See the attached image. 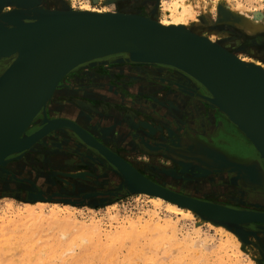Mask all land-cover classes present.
Masks as SVG:
<instances>
[{
	"label": "rangeland",
	"instance_id": "rangeland-1",
	"mask_svg": "<svg viewBox=\"0 0 264 264\" xmlns=\"http://www.w3.org/2000/svg\"><path fill=\"white\" fill-rule=\"evenodd\" d=\"M44 1H46V3L41 4L43 5L44 8L55 9V7L57 6L55 5V3L53 4L50 0H44ZM59 1L65 4V2H67L68 0H59ZM69 1L72 2L71 6L74 8H78L83 3H89L91 6L97 9H107L109 7L110 9L130 12L129 10L131 9H135V8L139 10L142 9L145 6V1L150 2L152 0L149 1L148 0H114L115 2L113 1L112 3L114 6L112 4L110 6L107 3L102 2L101 0H96V1L69 0ZM154 1H155L154 3L155 5L153 4L154 10L150 13V15H152V13L155 12V13H159V18L167 16L165 10H163L162 8V0L161 2L160 0H154ZM191 1L194 3L195 12L197 11L196 15L198 17L196 21L193 20L191 21V28L194 31H197V33L205 34L210 38L212 37L211 38L212 40L229 48V50L231 51L235 50L233 52L236 53L237 55H240V57H244L247 59L249 58L252 60H260L264 62L263 61L264 60V0L219 1L220 3L218 2L216 7L214 6L215 4L214 0H191ZM196 1L198 3H196ZM236 1H238L240 4H238V2ZM253 10L259 11V12L256 11L255 19H258L259 24L262 23V25L258 26L255 30L254 29L250 30L249 28L246 27V25L237 22L238 20H236L235 16H241L240 15L241 11L245 14L246 13L248 14V12L250 11L249 12L250 14L252 13ZM223 11H227V14H229L226 15V18H224L222 15L223 13L224 14L226 13ZM245 29L248 30L245 31ZM122 63L105 61V63L101 62V63H96L97 65L96 64L89 65L88 66L89 69H93L91 71L88 69V67L85 68L87 70L79 69L72 71L74 73L73 76H71L68 79L66 78L67 81H65L64 79L62 80L65 81V84L67 83L66 86L68 87V89L64 93L59 92L57 95H55V97H57L59 101L65 102L67 104H75L76 106H79L78 103L81 102L87 101L91 103L93 106L91 108H88L86 111L84 110L86 112V116L97 117L98 119H101V125H103V126H98V129L96 128L95 130L91 131L92 133L95 134V137L99 140L101 139L100 141L103 144H105L109 149H111L113 152H115L122 158L124 157L125 160L130 161L132 162V164L140 167L144 172L147 171L146 173L150 177L153 178L155 177L154 178L155 181H160L163 183L165 181H162L163 180L162 178H164L167 181L164 183V185L169 187L168 181L170 179L169 177L166 178L164 177L165 173H163V169L179 170V166H178L179 163L174 160V155L171 156L170 154H168L167 152L169 151L162 149L163 147L161 146L157 148L156 147L147 148V147H142L139 144V142L142 143V141H144L147 146L150 145L151 142H153L160 144H168L171 145V147H176L170 142L166 141L167 137L165 136L168 133L169 126L171 125L181 134L183 132V129L185 128V124L187 123L179 120H177L178 123H174L175 119L172 117L171 119H169L168 115H166V113L163 112V108L161 106H158L160 104L155 101L156 99L153 96L155 97L157 96L160 99H165L169 97L172 100H175L177 98L178 100L180 101L182 100L184 102L182 103L181 101L180 104H187L186 101L189 98L187 99L185 98L186 100H184L183 95L180 94V92H176V89H174L175 94L174 92L171 91L173 90L172 87H170L171 85H169L168 83L162 84L158 80V77L169 79L170 78L168 77L169 74L167 75L165 71L169 70V73L170 72L175 73L176 69H173L171 67H170L171 69L169 68L165 69L166 67L162 66L161 68H158L159 75L155 74L154 76L153 74H149L150 71L149 72L144 71L145 75H142L143 77H141V73L138 71L136 67L133 68L132 65H128L125 62ZM91 73L92 76H89L91 75ZM131 75H135L134 77L136 78H132ZM138 76L141 77L139 79L143 81L140 82V85L143 83L142 84L143 87H141V89L133 88L135 85V82L133 81L134 79H137ZM155 84H157L156 89H149L150 87H153ZM113 94L117 95L116 99H110V97H112ZM174 95H176V97H174ZM197 98L198 96L196 95L194 99ZM198 99L202 101V99L200 98ZM195 107H198L201 112L207 113V111L205 110L204 112L203 109L204 108L209 109L210 105L207 103L204 106V108L201 109L202 107H200L197 103H194L193 108ZM122 108H130L134 111V114L137 115H135L133 120H131L127 116L123 115L124 113L121 110ZM188 108L190 110L188 112H190L192 116L191 118L194 121L197 119V125H198L203 115H201V112H199V115L196 116V114L192 112L193 108L191 106H188ZM149 117L153 118L154 121H156L157 123H161V125L163 126L162 130L160 132H157L155 137H152L151 136L152 134H148V132L145 129H143L142 126H139L140 124H138L139 118L146 119ZM225 120L227 119L226 118L223 119V125L231 132L235 131L239 133L238 138L242 140L246 145L251 146L250 142L246 139V137L241 134L242 132L239 131L231 122ZM40 123L41 121L39 118L38 121L34 122L35 126L34 124L31 125L32 128L28 132L31 133V130L32 132L35 131L39 127ZM83 127L85 129H88V127L84 125ZM217 131L218 129L212 133L216 134ZM101 132L104 135L100 136ZM112 133L114 134V136L112 135ZM133 133L136 140L131 136ZM162 136L165 138L164 139L158 138ZM118 137L120 139H118ZM201 139L207 143H210L208 142L209 139L208 140H205L203 138ZM33 147L21 156H18V154H14L7 157L9 162L12 161L17 163L15 166L7 168L5 165L0 164V217L7 216V214L10 213L12 215L14 214V211H24L25 205L33 204L34 206L35 205L37 206L38 204H40V202H44L43 211L45 214H47L48 212L50 213L52 208L59 210L58 207L56 208V206L58 205L61 207L70 206L71 216L75 218L78 225L90 226L93 224L95 225L97 224L99 226V229L101 230L100 232L101 238L98 237L95 233L93 234L90 233V235L88 234V236L91 238V240H89L90 243L88 242L89 244L88 249L87 248L82 249L79 246H76L75 249L73 250V253L72 252H69V254L67 253L65 255V257L66 256L67 257L66 258L63 257L64 259H56L54 257L53 251L52 252L50 251L51 246H49V244H47L46 246L37 245L38 248H41V250L38 249L39 260H36L38 261L36 262L32 260L28 261V259H26L28 257L27 256L28 252L26 251L23 242L17 240L18 238L17 236H13V238L11 239L12 241L8 243V246L6 248L7 250H5L2 254V256L4 254L6 255L3 256L4 258H2V260H0V264L2 263L17 264L16 261L18 262V264H24V263L47 264V262L48 264H92L91 262H94L93 264H107V260L110 264H114V263L142 264L143 261L144 264H160L161 260H165L167 264H175V263L187 264L188 262L189 264H192V262H194L193 264H264V223L254 222L245 225L244 227L245 231L249 232L246 236V239H240L241 237H238L239 235L237 236L235 234L236 232L233 229L230 230V228L228 227L229 228L228 230L226 228V231L231 232L232 235L234 236L236 240L235 242L225 233H221L220 231H218L216 225L212 224L213 222L210 223L207 221H201L199 218H195V217H185L182 215L175 216L176 214H173L166 209L165 204H162L161 207H156L150 200V198L153 197L152 195L129 191L124 186L122 180H120V177L113 171L114 167H112L108 162L102 159V157L98 155L95 149H92L91 147L80 141L73 134H69V133L67 134L64 131L57 129L51 132L50 134H48L47 137L45 136L44 138H42ZM222 148L226 149L231 153H236V154L240 149V147L237 146H233V148L231 147V149L224 147ZM241 148L243 147L241 146ZM35 158L36 160H34ZM71 159L72 161L68 162V160ZM75 161H77V163H75ZM81 172L84 173L83 177L73 176L74 173H81ZM221 172H223L221 176H223V179H225V181L223 183L222 182L218 183L219 186L223 185V187H226L227 185L229 187L234 188V186H232L231 183L227 182L228 174L226 173V171L223 170ZM160 173H162V175ZM197 177H202V176H197ZM186 181L188 183H191V181H195V180H193L192 178V179H186ZM171 182L174 183V186L183 187V186L175 185V184H181L176 179L171 180ZM187 189L188 190L185 189L186 192L192 193L189 192L190 190L189 188ZM237 189L241 190V192H245L247 187L241 182V185H239V188ZM224 191L223 193H215V194H211V193L206 194V192H204L201 193V195L199 194L200 196L197 194V196H199V198L198 197L197 198L207 201L212 199H213L212 201H214L216 199L222 202H227V203L229 202L231 205H235L236 207L242 208L244 210H252L249 209V207L258 208L260 206L258 204H252L251 202L243 203L241 202V200H237L238 199L237 197L230 195V192L227 191L224 192ZM232 194H235V189L232 191ZM245 194H247V192H245L244 195ZM1 207L2 208L5 207V209L3 210ZM260 207L264 208L262 206ZM45 208L48 210H46ZM67 212L68 211H63L61 217L66 216L68 214ZM151 218L157 221L159 220V222L161 223L168 222L169 225H167L166 228L163 229L165 231V234L161 235L159 233H156L155 235L156 238H155V236L151 234V231H149L146 227H143L141 225L139 232L138 231L132 232L129 230L130 224L135 222L137 224L139 220H141V222L144 224L146 220H150ZM123 227H125L127 230ZM167 227H169V229ZM166 229H168V231H166ZM122 230H126L125 231L126 233L125 232L121 233ZM195 230H199V233L197 235L194 233ZM64 232L67 233V235L69 234L67 229H64ZM107 233H109L114 237L113 238L114 242L110 241L109 243V241L106 240V236L108 235ZM187 234H190L193 237L195 236L194 238L195 239L197 238V241L201 239H205V241H207L206 245H203L201 247H189L190 249L188 250L186 244L184 243V239L186 238ZM122 235L123 237H121ZM135 235L137 236L135 237ZM137 237H139V239ZM165 238H170L171 241L169 242ZM132 239H137L135 246H133L134 243H132ZM122 242L124 244H122ZM164 242L166 245L162 246ZM13 243H15L16 245ZM175 244L177 245L176 249H175ZM65 245L69 246L70 244L67 242L65 243L63 242V246ZM169 245L171 246V248L174 246L172 250L173 249L175 250L172 251L171 248H169L170 247ZM111 246H114V251L116 249L118 252L109 250L111 249L110 248ZM145 247L147 248L145 249ZM165 248H168L169 250H165ZM100 250L102 252H100ZM130 250L132 251L130 252ZM42 251L43 254L40 253ZM165 252L167 253L168 256L166 257V259H164L166 256ZM137 253H139L140 255H137ZM145 253L149 254V256ZM20 254L21 256H19ZM106 254L108 255L106 256ZM134 254H136V257L134 256ZM143 254H145L146 257H149L150 260L149 259L146 260V257L144 260ZM10 255L12 256L10 257ZM96 256L97 258H95ZM133 256L136 259H134ZM191 256L193 259L191 258ZM109 257L111 260L109 259ZM155 257L158 259H155ZM181 258H183V260ZM24 259H26V261H24ZM90 259L93 261H91ZM170 259L171 261L173 260L172 263ZM196 260H198L199 262ZM148 261H154V262L148 263Z\"/></svg>",
	"mask_w": 264,
	"mask_h": 264
},
{
	"label": "bare ground",
	"instance_id": "bare-ground-1",
	"mask_svg": "<svg viewBox=\"0 0 264 264\" xmlns=\"http://www.w3.org/2000/svg\"><path fill=\"white\" fill-rule=\"evenodd\" d=\"M0 1H1L0 2V13H7L8 11H10L12 9H16V8H23V6H21L22 4L19 3L18 0H4L3 2H2V0H0ZM29 1H32V3L35 2L36 4L39 3L40 4L39 6H42V7H43V5H41V4L46 3V1H44V0H29ZM50 1L51 2H55L56 0H53V1L50 0ZM94 1H96V0H94ZM101 1L104 2V3H107L108 5L111 6V4L113 3L114 0H101ZM219 1H228V0H214V2H215L214 6L215 7H216V5H217V3ZM251 1H253V0H251ZM67 2H68V4H67ZM67 2H65V4L63 2H61V1H59L58 3L56 2L58 5L55 7V10H70V11H75L76 10V11H80L79 13H83V14H95V15H120V13H128V14H136V15L138 14L139 16H145V17H149V18L153 19L152 20L153 22H155L156 24H158L160 26H163L165 28L176 29L177 31H181V32H184V33H189V31H191V32H193V34L196 35V37H198V38H200V39H202V40H204V41H206V42H208L210 44L218 43V42L212 40L211 39L212 37L210 38V37H208L205 34L197 33V31H194L191 28V21L192 20L193 21H196L197 18H198L197 15H196V12L197 11L195 12L194 3L191 0H164V1L162 0V8H163V10H165L167 16L160 17V18H159V13L153 12L152 15H150V13L154 10V8L147 7V6L144 7V8H146L145 10H143V8L140 9V10L135 8V9L129 10L130 12H124V11H121V10L110 9L109 7L107 9H97V8L91 6L89 3H83L78 8H74V7L71 6V3H72L71 1L68 0ZM160 2H161V0H160ZM236 2H238V1H236ZM196 3H198V2L196 1ZM238 4H240V3L238 2ZM160 6H161V4H160ZM254 7H255V5H254ZM103 8H105V7H103ZM150 9H153V10L152 11H149ZM246 10H248V9H246ZM147 11H149V14H147ZM256 11H258V10H253L252 13H250L251 15L249 14L250 11L248 12L249 15L247 13L245 14V13H243L241 11V14L240 15L242 17L241 16H235V18H236V20H238L237 22H240L241 24L246 25V27L249 28L250 30H253V29L255 30L258 26H261L262 25V23L259 24L258 19H255L256 18ZM223 12H226L225 14L224 13L222 14L223 17L226 18V15H229V14H227V11H223ZM220 17H222V16H220ZM246 30H248V29H245V31ZM189 34H191V33H189ZM83 43H86L85 45H88L89 48L87 47V50H85V53L83 55L82 60L76 66H74L70 70H68L59 79V81L56 83L55 87L52 89L51 93L49 94V96L47 98L48 100H47V104L45 106V112H44V107L42 106V101H43L44 97L38 103L37 108H36L35 112L33 113V115L12 136L11 145L9 147V150L10 149H13V148H15L17 146H20L21 144H23L29 138L28 135H30L32 133V130H31V133L28 132L32 128L31 125L34 124V122L37 119H39V116H41L40 117V121H43L44 114L45 113H46L45 115H46V119L47 120L48 119L51 120V121L52 120H60L59 127L58 128H60V130L66 132L67 134L68 133L69 134H73V135L76 134V133L78 134L81 131V129L84 128L83 127V125H84V126L88 127V129H85V128L84 129L87 130V131L89 130L90 133L95 136V134L92 133L91 131L95 130L96 128L98 129V126H103V125H101V119H98L97 117H90V116L87 117L86 116V112L85 111L88 108H91L93 106L91 103H89L87 101L86 102H81V103H78L77 102L79 106H81V107L84 108L83 109V108H81L79 106H76L75 104H67L65 102L59 101L57 99V97H55V95H57L59 92L64 93L68 89V87L66 86L67 83L65 85H63V86H66V87H62L61 82H62L63 79L65 80V78L72 71L79 70V69L87 70L85 68H87L89 65L96 64V63H101V62H104L105 63V61H112V62H117V63L125 62L128 65H132L133 68L136 67L138 69V71L141 73V77H143L142 75H145L144 71H148V72L150 71L149 74H153L155 76V74L156 75H159L158 68H161L162 66L163 67H166L165 69L170 68V65H168V64L167 65H162V64L153 63V62L152 63L151 62L150 63L149 62H142L143 60H137V61L135 60L134 61V60L130 59V57H133V55L135 53H139L141 51V49H140L139 45L136 42H134L133 40H131V39L127 38V37L121 36V35L106 34V35L92 36V37L86 38L83 41ZM225 48L228 51L232 52L234 55H236L237 57H235V58H237L239 61H241L243 64H245L255 74H257L256 71L258 69L264 75V62H262L260 60H252V59H249V58L247 59V58H244V57H240V55H237L236 53L233 52L235 50L231 51V50H229V48H227V47H225ZM13 59H14V57L13 56H10V57H6V58L0 60V75L3 73V71H5L9 67V65L12 63ZM88 69H89V67H88ZM89 70L91 71L93 69H89ZM176 71L179 72V73H177ZM166 72L167 71H165V73ZM140 73H137V74H140ZM119 74H121V73H119ZM180 74H183V76L186 75L184 77L185 78L188 77L189 79H183V78H181V75ZM257 75H258L259 79L261 80L262 78L259 76V74H257ZM84 76H86V75H84ZM89 76H92V73ZM131 76H132V78H136V77H134L135 75H131ZM163 76H165V75H163ZM141 77L138 76L137 79H134L133 82H135V85H134L133 88L141 89V87H143L142 86L143 83L140 85V82H143V81H141L139 79ZM170 77H172L173 80L176 79L177 81L179 80L182 83H185V84L188 83L189 84V87L191 86L188 91H191L192 93H197V96L200 99L205 98L204 96L207 95V93H204L203 91L200 90L201 89L200 87H194L196 85H199V86H201V87L204 88V84L202 85V83L198 79H195L194 77H191L190 75L186 74V72H183L181 70H175V73L172 72L170 74ZM160 83H162V82H160ZM94 86H96V85H94ZM60 87H62V88H60ZM156 88H157V84H155L153 87H150L149 89H156ZM191 88H193V89H191ZM185 93L187 94V92H185ZM1 96H2V94H0V97ZM116 97H117V95L113 94L112 97H110V99H116ZM153 97L156 99L155 101L160 104L158 106H161L163 108V112L166 113V115H168L169 119H171V117H172V118L175 119V121L179 120V121H182V122H186L188 124V129L189 130H187L188 132H186L184 134H182V133L180 134L171 125L169 126L168 133L165 136V137H167L166 138V141L167 142H170L171 144H173L176 147H171V145H167V144H164V146H163V144H161L162 145L161 147H163L162 149H165L166 151H169L167 153L170 154L171 156L174 155V160L179 163L178 164L179 170H175V169H169V170L168 169H163V173H165L164 174V177L165 178L166 177H169V179H170L168 181L169 187H167V186L164 185V183L167 182L164 178L159 177V178H162L163 179L162 181H165L163 183L160 182V181H155L154 180L155 177L154 178L153 177H150L146 173L147 171L144 172L140 167L132 164V162H130V161H127V160L123 159L124 158L123 157L122 158L123 160H121V162H122V165L124 166L123 168L125 169V171L127 173L126 174L127 177L126 178L123 177V174H120L118 171H116L114 169H113V171L120 177V180H122V182L124 184H126V180H128V182H127L126 185H130V186H133L135 188H140V187H143L144 185H149V184L155 185L156 187L161 188V189H164V190L165 189H170V188L174 187V188H172L170 190H173V191L176 190V192L178 191V193L181 192V194H184V195L193 197L188 192H186L185 189L188 190L187 188H189L190 189L189 192H192V194L194 193L196 195L197 193H204L205 190L208 192L210 190H213L214 191V190H216V188H222V186H219L218 183H220V182L223 183L225 181V179H223V176H221V174H223V172H221V171L224 170L228 174L227 175L228 176L227 182L228 183H231L232 186H234V188L237 187V186H239V182L240 181L242 182L241 179H243L244 182L247 185L250 184V185H254V186L257 187V188H251V187L246 186L247 189H246L245 192H247V194L244 195L246 197L244 198V200H241V199H238V200H241L243 203L251 202L252 204H258V205H261V206L264 207V190H263L264 189V154H263L264 152L260 149V147L258 145L257 146H258L259 149H257L255 147L254 141L251 139V137L249 138L245 134V132L238 127V125L233 124L231 122V120L228 118V116H226V114L221 109H219L218 107H216L214 105H210V108L209 109H207V108L205 109L204 106L207 103H209V102L208 101H205L204 99H202V101H200L198 98L197 99L199 101L197 99H193L195 102L192 101V100H187L186 101L187 104H180L181 101L178 100L177 98L175 100H172L169 97H167L165 99H160L157 96L156 97L153 96ZM190 99H191V97H190ZM194 103H197L200 107H202V109L204 108V110L207 111V113H203L202 114L204 116V117L203 116L202 117H203V120H204V123H205V126L204 127L202 126L203 127V131L205 132L204 134L207 133V135H209V133L215 132L219 128L218 125L221 124L220 121H218V123H217V120L218 119H222V118L223 119L226 118L239 131L242 132L241 134L244 135L246 137V139L250 142L251 147H253L252 148L253 150L251 148H248L247 149V148H244L245 146H242L244 149L243 148H240L239 151L237 152V154L236 153H231V152L227 151L226 149H223L222 147L212 145L210 143H207V142L203 141L201 138H198L196 136V133L197 132L194 129H197V131L198 130L201 131L202 128L200 129V128L197 127V119L194 121L191 118L192 116H191L190 112H188V111H190L189 108H188V106H191L193 108ZM121 110L124 113L123 115L124 116H127L131 120H133L134 116L137 115V114H134V111L132 109H130V108H122ZM192 110H191L192 112L196 111L195 108H193ZM143 115H144V113H143ZM150 116H152V115H150ZM227 120H225V121H227ZM175 121H174V123H176ZM221 121H223V120H221ZM36 124H38V123H36ZM138 124H140L139 126H142V128L145 129L148 132V134H152L151 135L152 137H155L156 133L157 132H160L162 130V128H163V126L161 125V123H157L151 117L146 118V119L139 118L138 119ZM181 124H183V123H181ZM34 126H35V124H34ZM38 129H39V127L36 130H38ZM51 135H53V134H51ZM102 135H104V134H102V132H101L100 133V136H102ZM112 135L114 136L113 133H112ZM131 136L135 139L134 133ZM157 136H158V134H157ZM119 137H118V139H120ZM165 137L162 136V137H158V138L159 139H164ZM209 137L210 136H207V139H205V140L210 139ZM122 140H123V138H122ZM41 142H43V141H41ZM118 142H119V140H118ZM137 142H139V141H137ZM208 142H210V141H208ZM142 143L139 142V144L142 147H147L148 148V146L145 144L144 141H142ZM143 145H145V146H143ZM150 146L152 148H154L155 147V144L152 142L150 144ZM147 148H146V150H147ZM27 151H25V152H27ZM23 154H21V155H23ZM42 154H44V153H42ZM21 155H19V156H21ZM185 156H191V158L190 157H185ZM0 157H2V155ZM197 157H198V159H196ZM34 160H36V158ZM70 161H72V159L71 160H68V162H70ZM21 162H22V159H21ZM65 162H67V161H65ZM75 163H77V161H75ZM16 164L17 163L12 162V161L9 162L8 159L5 160V162L3 163V165H5L7 168L12 167V166H15ZM164 166H166V165H164ZM3 173H4V171H3ZM160 174L162 175V173H160ZM73 176H75V177H83L84 176V173L83 172H81V173H74ZM197 176H202V177H197ZM183 178H185V179H183ZM192 178L195 181H191V183L186 182V179H192ZM175 179L178 182L181 183V184H175V185H179V186H183V187L174 186V183L170 182L171 180H175ZM45 183H47V182H45ZM171 183H172V187L170 186ZM68 184H70V183H68ZM138 193H144V194L149 195V192H147V191H145V192H143V191L141 192L140 191ZM150 195H152V194H150ZM152 196L153 197H151L150 200H151V202L156 207H161L162 204H165L166 205V209L169 212H171L173 214H176L175 216L182 215V216H185V217H195V218H199L201 221H207V222H210V223L213 222L212 224L216 225V228H217L218 231H220L221 233H225L226 235H228L231 239H233L236 242V240H235L234 236L232 235V233L229 232V231H226V228L228 230L230 228V230H231V229H233V227H231L227 222H225V220H226L225 218H229V217H234V218L235 217H239L241 215V212L239 210H244V209L239 208V207H236L235 205H231L229 202L228 203L227 202H222V201H219V200H216V199L214 201H212L213 200L212 199V200H209V201L213 205L212 204H208V206L205 205V207L207 208L208 211L207 212H199L194 205L184 204V203H181L179 201H175V200H173L171 198H168V197H165V196H161V195H152ZM194 198H197V196L194 197ZM43 204H44V202H40V204H38L37 206L36 205L34 206L33 204H31V205H25V210L24 211H14V214H12V215H11V213L10 214H7L6 213L7 216H1L0 217V260H2V258H4L3 256L6 255V254H4L2 256L3 252L5 250H7L6 248L8 246V243L10 241H12L11 239L13 238V236H17L18 237L17 240L23 242L24 247H25L26 251L28 252L27 253V256L28 257L26 258V259H28V261L29 260H32V261L39 260L38 259V255H39L38 254V249L41 250V248H38L37 245L46 246L47 244H49V246H51L50 247V251L51 252L53 251L54 257L56 259H64L63 257H65V255L67 253L68 254H69V252H72L73 253V250L75 249L76 246H79L82 249H86V248L88 249V246H89L88 242H89V240H91V238L88 236V234L90 235V233L91 234L95 233L98 237L101 238V235H100L101 230L99 229V226L97 224L96 225L93 224V225H90V226H87V225H80L79 226L78 225V223L76 222L75 218L71 216V208H70V206L61 207V206H59L57 204L58 206H56V208L58 207L59 210H57L55 208H52V210L50 211V213L48 212L47 214H45L44 211H43V206H44ZM2 209L4 210L5 207L2 208ZM251 209H253V208H251ZM46 210H48V209H46ZM62 210L63 211H68L67 212L68 214L66 216L61 217V215L63 213ZM252 211L255 212V210H252ZM256 212L262 213V212H264V210L262 209V211H256ZM4 214H5V212H4ZM142 218H143V216H142ZM164 224H166V225H164ZM140 225L143 226V227H146L149 231H151V234H153V236H155L156 233H159L161 235L162 234H165V231L163 229L166 228V226L169 225V224H168V222L161 223V222H159V220L157 221V220H154V219L151 218L150 220H146L144 222V224L141 222V220H139L137 224H136V222L130 224L129 230L132 231V232H137V231L139 232L140 231V228H141ZM143 227H142V229H143ZM123 228H125V227H123ZM167 228L169 229V227H167ZM64 229H67L68 230V232H69L68 235H67V233L64 232ZM168 229H166V231H168ZM126 230H122L121 233L125 232ZM194 233L197 235L199 233V230H195ZM107 234L108 235L106 236V240L109 241V243H110V241H113L114 240L113 239L114 237L112 235H110L109 233H107ZM235 234L238 236L237 233H235ZM136 236L137 235H135V237ZM138 236H140V235H138ZM121 237H123V235ZM194 237L191 236L190 234H187L186 235V238L184 239V243L186 244V247H187L188 250L190 249L189 247H201L203 245H206V242L207 241H205V239H201V240H198L197 241V238L195 239ZM238 237H240V236H238ZM63 238H65V239H63ZM137 238L139 239V237H137ZM155 238H156V236H155ZM170 238H165V239H167L170 242L171 241ZM202 238H203V236H202ZM240 239H242V238H240ZM16 242H18V241H16ZM63 242L64 243L67 242L70 245L69 246H67V245L63 246ZM119 242H121V241H119ZM136 242H137V239H132V243H134L133 246H135V243ZM155 242H156V240H155ZM13 244H15V243H13ZM122 244H124V243L122 242ZM236 244H238V243H236ZM114 245H116V244H114ZM164 245H166L165 242L163 243L162 246H164ZM176 247H177V245L175 244V249H176ZM110 248L111 249H109V250L114 251V246H111ZM146 248L147 247H145V249ZM153 248H155V247H153ZM169 248H171V246ZM172 248H171V250H172ZM42 249H44V248H42ZM129 249H132V248H129ZM175 249H173V250H175ZM182 249H183V247H182ZM165 250H169V249L168 248H165ZM115 251H117V250L115 249ZM131 251L132 250H130V252ZM157 251H158V249H157ZM161 251H163V250H161ZM17 252H19V251H17ZM100 252H102V251L100 250ZM40 253L43 254V251L40 252ZM129 253H127V254H129ZM145 254H147V253H145ZM145 254H143L144 260H145V257H146ZM169 254H171V253H169ZM85 255H87V254H85ZM94 255H96V254H94ZM107 255L108 254H106V256ZM137 255H140V254L137 253ZM147 255L149 256V254H147ZM165 255H164L165 256L164 259H166V257H168L166 252H165ZM11 256L12 255H10V257ZM19 256H21V254ZM79 256H80V254H79ZM134 256L136 257V254H134ZM134 256H133V258H134ZM159 256H161V255H159ZM47 257H48V255H47ZM113 257H112V259H113ZM139 257H138V259H139ZM14 258H16V257H14ZM93 258H94V256H93ZM95 258H97V256ZM183 258H181V259L183 260ZM191 258H192V256H191ZM26 259H24V261H26ZM109 259H110V257H109ZM134 259H136V258H134ZM147 259L150 260L149 257H146V260ZM155 259H158V258L155 257ZM175 260H174V262H175ZM20 261H21V259H20ZM91 261H93V260H91ZM100 261H101V259H100ZM114 261H115V259H114ZM170 261H171V259H170ZM172 261H171V263H172ZM196 261H198V260H196ZM36 262H38V261H36ZM149 262H152L153 263L154 261H148V263ZM16 263L18 264L17 261H16ZM62 263H64V262H62ZM91 263L93 264L94 262H91ZM108 263L109 262L107 260V264ZM177 263H179V262H177ZM193 263L194 262H192V264ZM47 264H48V262H47ZM142 264H144V261H143ZM160 264H167V263H166L165 260H161L160 261ZM187 264H189V262Z\"/></svg>",
	"mask_w": 264,
	"mask_h": 264
},
{
	"label": "water",
	"instance_id": "water-1",
	"mask_svg": "<svg viewBox=\"0 0 264 264\" xmlns=\"http://www.w3.org/2000/svg\"><path fill=\"white\" fill-rule=\"evenodd\" d=\"M18 2L23 8L0 13V60L14 57L0 75V164L10 155L23 154L42 138L60 129V120H47L45 113L39 129L28 135L23 144L9 150L12 136L33 115L38 103L44 97L42 106L45 112L47 98L56 83L82 60L89 48L83 41L106 34L121 35L136 42L141 51L130 57L134 61L168 64L198 79L207 92L205 98H201L221 109L233 124L251 137L255 147L259 149V146L264 152V75L257 69L260 80L223 45L210 44L191 31L189 34L165 28L138 14H83L76 10L47 9L29 0ZM74 135L127 177L121 162L124 158L84 128ZM241 180L245 186L257 188ZM126 184L124 186L131 192L147 191L149 195L165 196L194 205L199 212H207L205 205L212 204L152 184L140 188ZM239 211V217L224 218L242 239H246L249 232L245 231V225L264 223V212Z\"/></svg>",
	"mask_w": 264,
	"mask_h": 264
},
{
	"label": "flooded vegetation",
	"instance_id": "flooded-vegetation-1",
	"mask_svg": "<svg viewBox=\"0 0 264 264\" xmlns=\"http://www.w3.org/2000/svg\"><path fill=\"white\" fill-rule=\"evenodd\" d=\"M53 1V0H52ZM149 1V0H148ZM59 2V0L58 1H55V2H52V3H55L56 5H58L57 3ZM152 3V4H151ZM155 3V1L154 0H152V1H150V2H146L145 1V6H147V7H151V8H154V6H153V4ZM155 5V4H154ZM144 6V7H145ZM143 7V10H145L146 8H144ZM153 9H150L149 11H152ZM149 11H147V14H149ZM170 69V68H169ZM167 73V75H168V77H170V74L172 73H169V70L166 72ZM73 72H71L66 78L68 79V78H70L71 76H73ZM181 75V78H183V79H189L188 77H184V76H186V75H184L183 76V74H180ZM65 78V81L67 80ZM158 80L160 81V82H162V83H168L169 85H171L170 87H172V89H176V92H180V94H182L183 95V98H184V100H186L187 98H189L188 100H192L193 101V99H194V97L197 95V93H192L191 91H188L189 89H190V87H189V84L187 83V84H185V83H182V82H180L179 80L177 81L176 79H174L173 80V78L172 77H170L169 79H166V78H163V77H158ZM65 81H62L61 82V85H62V87H63V85H65ZM62 87H60V88H62ZM177 87V88H176ZM182 87V88H181ZM194 87H200L199 89L201 90V91H203L204 93H206L205 92V90L203 89V87H201V86H199V85H196V86H194ZM179 89V90H178ZM191 89H193V88H191ZM172 92H174V94H175V90L173 91L172 90ZM185 92H187V94L185 93ZM189 94V95H188ZM194 95V96H193ZM189 96V97H188ZM193 96V97H192ZM174 97H176V95H174ZM190 97H191V99H190ZM186 98V99H185ZM198 100V99H197ZM182 101V100H181ZM182 103H184L183 101H182ZM202 109V108H201ZM195 110L196 111H194V113L198 116L199 115V112H201L200 111V109L198 108V107H195ZM204 110V109H203ZM205 111V110H204ZM202 113L203 112H201V115H202ZM194 114V115H195ZM39 118H40V116H39ZM39 119H37L36 121H38ZM221 120H223V118L222 119H218L217 120V123H218V121H220V125H218V131H217V133L216 134H213V133H209V135H207V134H204L205 132L203 131V127L205 126V123H204V120H203V117L200 119V122L201 123H199L198 125H197V127L198 128H202L201 129V131H197V129H194L197 133H196V136L197 137H199V138H203V139H207V136H210L209 138V141H210V143L212 144V145H215V146H219V147H224V148H228V149H231V147L233 148V146H237V147H240L241 148V146H245L244 148H253V147H251V146H249V145H246L242 140H240L239 138H238V136H239V133H237V132H235V131H233V132H231L230 130H228L224 125H223V121H221ZM35 121V122H36ZM176 123H178L177 121H176ZM203 126V127H202ZM185 127L186 128H184L183 129V134L184 133H186V132H188L187 130H189L188 129V125L186 124L185 125ZM200 132V133H199ZM195 136V137H196ZM228 138H227V137ZM212 138V139H211ZM155 144V147L157 148V147H160V146H162L160 143H154ZM157 145V146H156ZM168 145V144H167ZM163 146H164V144H163ZM148 147H151L150 145H148ZM154 147V148H155ZM152 148V147H151ZM253 150V149H252ZM171 182V181H170ZM187 182V181H186ZM239 185H241V182H239ZM171 187H172V183H171V185H170ZM172 188H174V187H172ZM237 188H239V186H237V187H235V188H232V187H229V186H227L226 185V187H223V185H222V188H216V190H210V191H206L205 190V192H206V194L207 193H211V194H215V193H223V191L224 192H230V195H232V196H234V197H237L238 199H241V200H244V198L246 197V196H244V193L245 192H241V190H238ZM235 189V194H232V191ZM264 190V189H263ZM110 193H113V192H110ZM188 194V193H187ZM190 195H192L193 197H196L197 196V194L199 195H201V193H197L196 195L193 193H189ZM238 194V195H237ZM199 195V196H200ZM199 196H197V197H199ZM237 199V200H238ZM242 202V201H241ZM261 206V205H260ZM258 207V208H253L252 210H255V211H262V209L264 210V208H261V207ZM263 207V206H262ZM249 209H251V207H249Z\"/></svg>",
	"mask_w": 264,
	"mask_h": 264
}]
</instances>
